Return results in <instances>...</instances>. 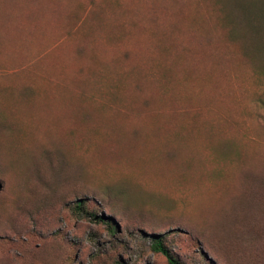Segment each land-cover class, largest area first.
I'll return each mask as SVG.
<instances>
[{
	"label": "rangeland",
	"instance_id": "obj_1",
	"mask_svg": "<svg viewBox=\"0 0 264 264\" xmlns=\"http://www.w3.org/2000/svg\"><path fill=\"white\" fill-rule=\"evenodd\" d=\"M221 5L0 0V264H264V76Z\"/></svg>",
	"mask_w": 264,
	"mask_h": 264
},
{
	"label": "trees",
	"instance_id": "obj_2",
	"mask_svg": "<svg viewBox=\"0 0 264 264\" xmlns=\"http://www.w3.org/2000/svg\"><path fill=\"white\" fill-rule=\"evenodd\" d=\"M221 1L223 23L228 29L230 39L238 43L242 54L256 66L255 69L260 75L264 76V0ZM256 102L264 108L262 98L257 99ZM70 210L79 218H90L104 225L110 234L116 230L110 218L88 212L82 201L76 202ZM150 249L164 256L168 264H180L165 246L161 236L151 238Z\"/></svg>",
	"mask_w": 264,
	"mask_h": 264
}]
</instances>
